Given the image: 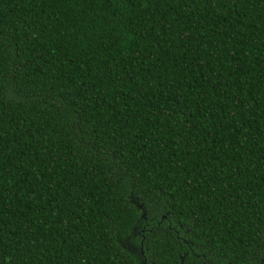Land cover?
I'll return each mask as SVG.
<instances>
[{"label": "trees", "instance_id": "16d2710c", "mask_svg": "<svg viewBox=\"0 0 264 264\" xmlns=\"http://www.w3.org/2000/svg\"><path fill=\"white\" fill-rule=\"evenodd\" d=\"M0 264H264V0H0Z\"/></svg>", "mask_w": 264, "mask_h": 264}]
</instances>
